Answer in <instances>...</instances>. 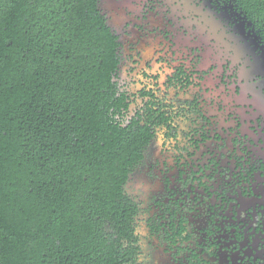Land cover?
Wrapping results in <instances>:
<instances>
[{
    "label": "flooded vegetation",
    "instance_id": "flooded-vegetation-1",
    "mask_svg": "<svg viewBox=\"0 0 264 264\" xmlns=\"http://www.w3.org/2000/svg\"><path fill=\"white\" fill-rule=\"evenodd\" d=\"M99 8L127 120L150 136L129 181L141 264H264L261 31L235 0Z\"/></svg>",
    "mask_w": 264,
    "mask_h": 264
},
{
    "label": "trees",
    "instance_id": "trees-1",
    "mask_svg": "<svg viewBox=\"0 0 264 264\" xmlns=\"http://www.w3.org/2000/svg\"><path fill=\"white\" fill-rule=\"evenodd\" d=\"M118 47L99 0H0V264H141Z\"/></svg>",
    "mask_w": 264,
    "mask_h": 264
},
{
    "label": "rangeland",
    "instance_id": "rangeland-1",
    "mask_svg": "<svg viewBox=\"0 0 264 264\" xmlns=\"http://www.w3.org/2000/svg\"><path fill=\"white\" fill-rule=\"evenodd\" d=\"M142 196V195H141Z\"/></svg>",
    "mask_w": 264,
    "mask_h": 264
}]
</instances>
